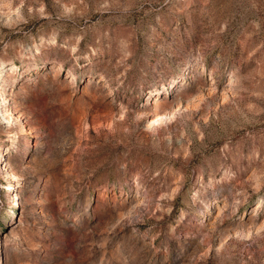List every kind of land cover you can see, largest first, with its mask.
Returning a JSON list of instances; mask_svg holds the SVG:
<instances>
[{"label":"rangeland","instance_id":"1","mask_svg":"<svg viewBox=\"0 0 264 264\" xmlns=\"http://www.w3.org/2000/svg\"><path fill=\"white\" fill-rule=\"evenodd\" d=\"M0 75V264H264V0H0Z\"/></svg>","mask_w":264,"mask_h":264},{"label":"bare ground","instance_id":"2","mask_svg":"<svg viewBox=\"0 0 264 264\" xmlns=\"http://www.w3.org/2000/svg\"><path fill=\"white\" fill-rule=\"evenodd\" d=\"M0 77H1V75H0ZM1 99V98H0ZM2 100H4V99H2ZM154 104V103H153ZM10 119V118H9ZM17 119H20L21 120V118H20V116H17ZM158 119H156V120H152V122L151 123H154L155 121H157ZM9 122H10V120H9ZM17 202H16V200H14V204H16Z\"/></svg>","mask_w":264,"mask_h":264}]
</instances>
